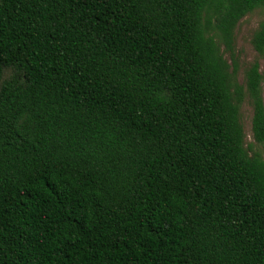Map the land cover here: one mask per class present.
I'll list each match as a JSON object with an SVG mask.
<instances>
[{
    "label": "trees",
    "instance_id": "16d2710c",
    "mask_svg": "<svg viewBox=\"0 0 264 264\" xmlns=\"http://www.w3.org/2000/svg\"><path fill=\"white\" fill-rule=\"evenodd\" d=\"M258 7L0 0V264H264Z\"/></svg>",
    "mask_w": 264,
    "mask_h": 264
},
{
    "label": "rangeland",
    "instance_id": "374dc122",
    "mask_svg": "<svg viewBox=\"0 0 264 264\" xmlns=\"http://www.w3.org/2000/svg\"><path fill=\"white\" fill-rule=\"evenodd\" d=\"M264 21V7H258L253 9L251 12L244 15L236 24L234 30V41H233V52L240 65L238 77L242 79V68L248 65L249 62L256 58V52L250 42V37L254 29L260 22ZM228 61L230 58L228 54H225ZM259 70L262 73V96L264 100V58H258ZM251 116L252 108L247 101H244L240 107V119L243 126L245 141L247 144L253 142L251 132ZM254 150H257L264 157V149L259 145L252 146Z\"/></svg>",
    "mask_w": 264,
    "mask_h": 264
}]
</instances>
